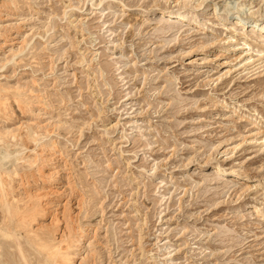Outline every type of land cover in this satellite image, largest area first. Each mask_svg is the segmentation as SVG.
Segmentation results:
<instances>
[{"label":"rangeland","instance_id":"374dc122","mask_svg":"<svg viewBox=\"0 0 264 264\" xmlns=\"http://www.w3.org/2000/svg\"><path fill=\"white\" fill-rule=\"evenodd\" d=\"M176 1L0 0V178L72 264H264V37L228 19L264 0ZM5 214L0 264H43Z\"/></svg>","mask_w":264,"mask_h":264},{"label":"bare ground","instance_id":"6f19581e","mask_svg":"<svg viewBox=\"0 0 264 264\" xmlns=\"http://www.w3.org/2000/svg\"><path fill=\"white\" fill-rule=\"evenodd\" d=\"M197 3V2H196ZM194 4L193 3V0H177L174 5H169V6H163L162 4H157L156 5V9L159 10L164 16H173V17H176V20L177 21H181V20H184L186 19L187 17L189 16H193L198 13V8H200L201 6L204 5V2H201V3H198L197 4ZM167 12H170L167 14ZM239 12V11H238ZM242 15V14H241ZM240 14H236V15H228V19L231 20V25L232 26H239V30L240 31H243L245 30V28H247L246 26H253V27H257L258 30H259V33L261 36L264 37V21L261 19H258V18H253V19H250L249 21H246V19L244 20L243 17L241 16ZM227 16V15H225ZM222 21L225 22V19H223L221 17ZM243 22H245V24H242ZM242 24V25H241ZM232 36V35H231ZM264 43V42H263ZM36 136V135H35ZM35 138V137H34ZM33 138V139H34ZM38 138V137H37ZM13 139H14V142H15V139L14 136H13ZM0 142H3L2 141V138L0 136ZM14 145L16 146V143H14ZM18 147V146H16ZM20 148V147H19ZM21 150L20 149H16L15 150V157H16V160L14 159V161H17L19 160V157H18V154H21L20 153ZM36 153V152H35ZM5 154V153H4ZM10 156H12V154H9ZM8 155V156H9ZM8 156H1L2 159H4V161L6 160V157L7 159L9 158ZM20 156V155H19ZM35 158V157H34ZM1 159V158H0ZM13 160V159H12ZM31 160V159H30ZM31 165V164H30ZM216 169L219 171L222 170V167L220 165H217L216 166ZM4 174V173H3ZM20 175V174H19ZM231 175L232 176H235L237 178H240V179H246L248 178L247 176L248 175H245V174H239V173H236L235 171H231ZM1 176V175H0ZM1 180V178H0ZM5 183V182H4ZM7 183V182H6ZM5 183V184H6ZM5 184H3L2 180L0 182V207L1 209H3V211H5V215L9 214L8 215V219L11 218L14 222V228L15 227H21V226H28L29 227V231H27V236H26V240L28 245L34 250L35 254H37L38 256H41V259H42V263L43 264H72L73 262V258L71 256V253H70V244L69 243H65L67 242V240L65 239L66 238V235H64L62 237V239L59 241L56 240V231H58V225L54 223H52L50 226H39L36 227L37 229L35 230V222L38 221V218L40 216L43 215V208L42 207V204L41 206L39 205L38 201L40 202L39 200V197H41L40 193H33V196L29 198H27L26 194V199H29L27 201H25L22 206L20 207V204L19 201L17 202L16 200L12 201L11 200V188H10V185H7L5 186ZM13 191V190H12ZM29 192V191H28ZM33 192V191H32ZM29 195V194H27ZM43 195V194H42ZM44 197V196H43ZM16 198V197H15ZM20 198V196H19ZM22 198H24L22 196ZM12 199H14L12 197ZM25 199V198H24ZM42 200V198H40ZM45 199V198H44ZM18 203L16 205H14V203ZM20 200V199H19ZM21 201V200H20ZM23 201V200H22ZM45 212V211H44ZM3 213V212H2ZM4 215V214H3ZM2 215V216H3ZM45 216V215H44ZM5 217V216H4ZM7 218V216H6ZM5 218V219H6ZM67 217H65L64 219H66ZM9 219V223L7 221V223L10 225L11 222ZM40 219V218H39ZM59 219V218H58ZM3 220V219H2ZM7 220V219H6ZM57 220V219H56ZM67 220V219H66ZM5 221V220H4ZM2 221V222H4ZM55 221V220H54ZM58 221V220H57ZM56 221V222H57ZM63 221V220H62ZM12 222V223H13ZM69 222V221H68ZM67 222V223H68ZM66 223V221H65ZM66 223V224H67ZM6 224V225H8ZM43 224V223H42ZM59 224V222H58ZM65 224V225H66ZM11 225V227H12ZM70 225V224H69ZM68 226V225H66ZM72 226V225H71ZM9 227V228H11ZM1 228V227H0ZM13 228V227H12ZM23 228V227H22ZM60 228V227H59ZM73 228V227H72ZM72 228L71 227H67L68 229V232H67V239H72ZM6 229V228H4ZM3 229V230H4ZM18 229V228H17ZM21 228H19L20 230ZM2 230V229H1ZM0 230V231H1ZM2 230V232H3ZM7 230V229H6ZM28 230V229H27ZM65 229L63 228V231ZM75 230V229H74ZM73 230V232H74ZM15 231V229H14ZM18 231V230H17ZM63 231H62V234H63ZM6 232V231H5ZM4 232V233H5ZM9 232V231H8ZM13 232V231H12ZM21 232V231H20ZM23 232V231H22ZM16 233V232H15ZM1 234V233H0ZM25 234V233H24ZM65 234V233H64ZM3 235V234H2ZM6 235V234H5ZM9 236V235H8ZM20 236V235H19ZM60 237V238H61ZM74 237V236H73ZM9 238V237H7ZM15 238V237H14ZM19 238V237H18ZM16 237V241L18 239ZM4 239V238H3ZM12 239V238H11ZM14 240V239H13ZM20 240V239H19ZM22 242V241H21ZM26 243V244H27ZM19 246V245H18ZM29 248V247H28ZM1 249V247H0ZM30 249V248H29ZM30 252V251H29ZM23 253V252H22ZM29 255V254H28ZM32 255V253H31ZM25 256V255H24ZM24 259V258H23ZM37 259V258H36ZM25 260V259H24ZM29 260V259H28ZM38 260V259H37ZM36 260V261H37ZM30 261V260H29ZM27 262V261H26ZM30 263V262H29ZM38 263V262H36ZM28 264V263H27ZM31 264V263H30Z\"/></svg>","mask_w":264,"mask_h":264}]
</instances>
